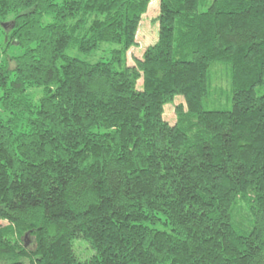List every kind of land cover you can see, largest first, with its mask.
Wrapping results in <instances>:
<instances>
[{"label":"trees","instance_id":"obj_1","mask_svg":"<svg viewBox=\"0 0 264 264\" xmlns=\"http://www.w3.org/2000/svg\"><path fill=\"white\" fill-rule=\"evenodd\" d=\"M151 1L0 0V264H264V0H160L130 65Z\"/></svg>","mask_w":264,"mask_h":264},{"label":"rangeland","instance_id":"obj_2","mask_svg":"<svg viewBox=\"0 0 264 264\" xmlns=\"http://www.w3.org/2000/svg\"><path fill=\"white\" fill-rule=\"evenodd\" d=\"M210 1V0H207ZM160 12V0H152L149 4L147 12L143 15L137 32V43L128 51V64H133L135 57L144 51L145 47L153 44L158 39L159 24L155 18ZM9 22V21H8ZM4 23H0L2 26ZM1 40V39H0ZM112 44L103 43L101 46L90 55L79 53L76 49H69L72 55L97 60L106 57L109 54ZM16 46L10 47V53L15 52ZM19 50V49H18ZM209 79L211 83V91L204 98L205 109H232L233 107V83L231 77V68L229 64L221 61H214L209 68ZM138 87L142 88V83H138ZM264 85L257 87V92L262 93ZM179 104L185 105V100L182 95L176 96L173 102L165 105L164 117L170 123L177 121L176 107ZM186 107V106H185ZM83 243V244H82ZM75 249L81 258H87L92 253V249L88 247V243L79 240L75 241Z\"/></svg>","mask_w":264,"mask_h":264}]
</instances>
